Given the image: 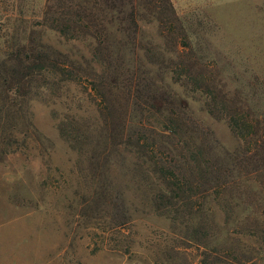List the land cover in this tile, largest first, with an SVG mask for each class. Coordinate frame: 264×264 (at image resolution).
<instances>
[{
	"label": "rangeland",
	"instance_id": "374dc122",
	"mask_svg": "<svg viewBox=\"0 0 264 264\" xmlns=\"http://www.w3.org/2000/svg\"><path fill=\"white\" fill-rule=\"evenodd\" d=\"M255 154L264 0H0V264H264Z\"/></svg>",
	"mask_w": 264,
	"mask_h": 264
},
{
	"label": "trees",
	"instance_id": "16d2710c",
	"mask_svg": "<svg viewBox=\"0 0 264 264\" xmlns=\"http://www.w3.org/2000/svg\"><path fill=\"white\" fill-rule=\"evenodd\" d=\"M119 12H121V10H119ZM61 26H59L57 28L64 33H74L77 30L82 32L83 30H85L89 27L88 24L85 25V24H80V23L79 24L66 25L65 27H61ZM96 26L97 25L95 24L94 27H96ZM112 27H115V33H120V34H123V32L125 33V27H123L122 22L115 23L114 25H112ZM60 28H62V29H60ZM89 32L92 33L91 31H89ZM92 36H94V34ZM13 48H14L13 52H11L9 58H13L16 61V65L19 68H18V70L11 68V73L9 71H6L7 72L6 74L9 78H10V76L12 78H14V76H13V75H15L14 72L17 71L18 74L16 75V77L14 79H19L20 82H22L26 78H29V76H31L32 73H34L32 70V68L34 69V66L37 65V67H40L39 71L43 70V65H44L43 62L47 59L43 57L42 51H40L38 49L40 54L38 52L35 53L34 49H31V48L29 49V47L26 44H22L19 42L15 43ZM7 76L5 77L4 81L8 80ZM258 160H264V155L262 157H260V159H258L256 157V154H255L254 155V162L257 163ZM257 169H255V170H257ZM170 203H172V201H170Z\"/></svg>",
	"mask_w": 264,
	"mask_h": 264
}]
</instances>
